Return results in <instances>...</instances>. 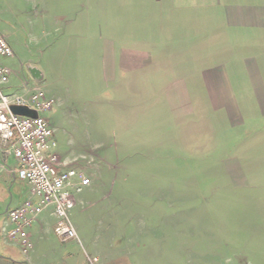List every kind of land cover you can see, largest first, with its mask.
I'll return each instance as SVG.
<instances>
[{
	"label": "rangeland",
	"instance_id": "obj_1",
	"mask_svg": "<svg viewBox=\"0 0 264 264\" xmlns=\"http://www.w3.org/2000/svg\"><path fill=\"white\" fill-rule=\"evenodd\" d=\"M155 1L0 0V33L13 52L1 58L11 71L4 93L38 88L52 98L44 116L56 152L92 180L90 191L65 196L77 240L51 232L31 239L27 255L10 241L0 255L11 263L1 264H264V87L251 82L264 85V75L240 72L232 55H220L210 28L209 38L177 44V58L164 61L193 73L187 117L166 107L160 86L172 76L163 61L120 83L109 47L192 34L167 23L161 34ZM221 62L229 64L223 108L201 85L202 70ZM10 157L0 165L13 166ZM27 193L16 174L13 181L0 173V223Z\"/></svg>",
	"mask_w": 264,
	"mask_h": 264
},
{
	"label": "crops",
	"instance_id": "obj_2",
	"mask_svg": "<svg viewBox=\"0 0 264 264\" xmlns=\"http://www.w3.org/2000/svg\"><path fill=\"white\" fill-rule=\"evenodd\" d=\"M155 2L159 16L157 17L158 20L156 23H160L159 29L161 34L163 33L162 27L167 23L170 28L173 27L177 29L178 27H182L184 29H190V33H192L191 35L193 36H189L187 33V36L170 35L168 39L159 37L153 42H151V40L149 42L140 40H122L121 43L123 44L117 49L109 47L108 51L111 55L110 57H112V55L115 56L114 59L116 61L114 66L116 67L117 72L112 70V74L114 76H121L122 79L120 83L128 84L131 80L135 79V77L130 79L134 74L144 75L147 64L151 65V62L154 59L159 63V66L160 62L163 61L164 65L170 66V70L165 71L164 74L172 76L171 80L167 81V84L163 87L160 86V91L164 90L167 92L166 101L168 103L166 107L170 109V114L173 116L178 118L187 117L193 110V104L188 97V80L190 79L191 81L193 73H188L187 69H185L187 66L184 68L185 63L178 64V66L180 65L183 69L179 75L177 71L171 73L170 71L173 68H178V66L173 63L169 65L171 62L164 63V61H171L177 58L178 54L176 51H179L177 44L186 45L188 43H194L195 39V42L200 43V40H203L204 37L209 38L208 34H210V28L214 29L213 34L219 44L218 50L220 55L223 56L224 54L225 57L232 55L233 60L237 65V69H239L240 72L244 71L253 77L264 75V0H156ZM74 20L70 19L69 21ZM85 22L86 27L87 25L90 26L91 22ZM161 23L164 25L162 26ZM88 38L90 40V37ZM107 41L110 45H114L116 42L120 43L119 40L115 41L113 39H108ZM135 42H138L136 44H139V46H129V44L132 43L133 45ZM147 48L151 49L149 50L150 52L155 53L154 58L152 54L147 51ZM181 53L184 54L183 52ZM185 56H187V53H185ZM228 66L229 64L227 62H221L218 65V70L214 72H210L207 69L202 70V89L208 94V97H210L208 101L212 106L223 108V106L229 103V95L227 94L228 88L227 83L225 82V77L227 75L226 68H228ZM158 71L161 72V70ZM251 82L254 87L255 85L261 86L258 90H261L264 87L262 81L258 78H255ZM132 86L134 87L135 92H138L137 90H139V87L137 86L135 88L136 85ZM8 87L9 85L7 83L4 90L8 89ZM153 88L155 89L156 87ZM25 93L27 94V92ZM28 94H30V92ZM162 104L161 101V105ZM47 120L51 125L49 118H47ZM54 152L57 154L61 163L59 169L72 168L73 166L81 175L90 179L89 185L82 187L80 192L90 191L92 189V180L90 176L84 174V168L80 167L74 159L61 157L56 152V148ZM8 156L11 155L5 153L4 145L0 141V160L6 162ZM16 167L17 163L13 158V166L3 167L0 165V173L3 174L5 180L11 177L14 181ZM72 192L75 191L73 190ZM30 198H32L33 202L36 201L35 198L31 197L28 189V193L24 200L18 202L8 210L17 207L23 201ZM55 222V218L51 215V209L48 208L44 210L38 215L36 221L28 229L30 240H40L42 237L49 235L53 232ZM3 227L6 229L10 227L7 221V216L6 220L0 223V248L2 252L7 253L9 250L6 247L7 242L14 241L17 246L18 243L16 240L7 239L4 236L2 232ZM10 259L0 255V260L10 261L11 263ZM29 260L30 259L27 258V261Z\"/></svg>",
	"mask_w": 264,
	"mask_h": 264
},
{
	"label": "built area",
	"instance_id": "obj_3",
	"mask_svg": "<svg viewBox=\"0 0 264 264\" xmlns=\"http://www.w3.org/2000/svg\"><path fill=\"white\" fill-rule=\"evenodd\" d=\"M12 55L10 46L0 33V141L5 153L17 163V177L26 183L31 197L36 199L35 202L32 198L27 199L8 210L10 227H3L2 231L8 239L16 240L20 252L27 255L32 249L28 229L48 208L56 220L54 234L62 242L78 239L65 209V196L69 191L80 192L82 187L89 185L90 179L75 168L59 169L61 163L54 152L57 144L53 129L44 116L52 108L54 100L38 88L27 96L4 93L11 71L1 63V58ZM12 106L28 109L31 116L12 113Z\"/></svg>",
	"mask_w": 264,
	"mask_h": 264
},
{
	"label": "water",
	"instance_id": "obj_4",
	"mask_svg": "<svg viewBox=\"0 0 264 264\" xmlns=\"http://www.w3.org/2000/svg\"><path fill=\"white\" fill-rule=\"evenodd\" d=\"M33 73L35 74V76H37V74H38L37 71H33ZM10 109H11V112L16 114V115L31 116V112L24 107L12 106Z\"/></svg>",
	"mask_w": 264,
	"mask_h": 264
}]
</instances>
